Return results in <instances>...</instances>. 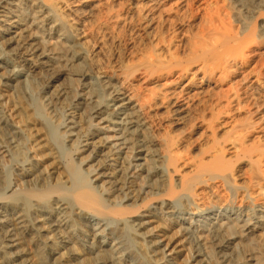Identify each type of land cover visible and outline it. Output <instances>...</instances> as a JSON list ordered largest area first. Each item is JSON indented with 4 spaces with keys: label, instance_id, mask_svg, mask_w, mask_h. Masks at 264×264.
I'll return each mask as SVG.
<instances>
[{
    "label": "bare ground",
    "instance_id": "bare-ground-1",
    "mask_svg": "<svg viewBox=\"0 0 264 264\" xmlns=\"http://www.w3.org/2000/svg\"><path fill=\"white\" fill-rule=\"evenodd\" d=\"M198 1L0 0V135L4 123L17 134L0 143V161L17 168L0 170V264H264V146L252 151L235 132L228 148L201 142L190 166L181 154L202 133L204 86L256 54V109L242 132L264 125V0ZM181 28L177 54L165 34ZM141 76L165 82L136 92ZM215 208L236 216L218 220ZM238 245L248 262L232 257Z\"/></svg>",
    "mask_w": 264,
    "mask_h": 264
},
{
    "label": "rangeland",
    "instance_id": "rangeland-1",
    "mask_svg": "<svg viewBox=\"0 0 264 264\" xmlns=\"http://www.w3.org/2000/svg\"><path fill=\"white\" fill-rule=\"evenodd\" d=\"M200 1H202V0H200ZM200 1H198V3L196 4V6L199 5ZM173 5H174L173 6L174 7V10H177L178 5H179V11L182 14L188 13V12H186V9H187V11H189L188 10L189 8L188 7L186 8V5L183 6V7L180 4H177V3H175ZM181 7L182 8H186V9H182ZM175 12L176 11H170V12L166 13L164 17H168L169 20H170V22H171L172 21L171 19H174V18L176 19L177 13H175ZM185 30L186 29H183V31H182V28H181V30H177L176 31L177 33L176 32L173 33L172 31H170V32H167L165 34V36H167V38H169L170 40H172L173 41V44H175V46H176L177 42L179 44V39L182 40L184 38ZM175 46L173 47V51H176L177 54L180 52L179 54H181L182 53V47H179L178 46V48H177V46L176 47ZM263 51H264V49H263ZM256 55L257 56H254L253 59L250 60V62L248 63V65L245 64L246 66L245 65H242L241 66V64L239 66H236V65H234L236 62L235 63L233 62L234 63L233 64V68L230 69L229 73L226 71V72H224L225 74L223 73V75H222V72L221 71H218L216 73V75H215V78H213L211 80V82L208 83V85L206 84L204 86L205 87V92L203 94L204 95L203 96L204 97L203 99L204 100L206 99L204 101V103H206V104H204V103L203 104L206 107H203V109L205 108L206 109V112L207 111L208 112L206 113V115L204 113L205 122L202 124L201 128L199 129V132H202V133L204 132V133L203 134L202 133L201 134L200 133L199 134L197 133L195 136H193L192 138H190L188 140V142L185 143L182 146V148H181V154L184 157L183 160L186 163L189 162L188 166H190V164L193 163L195 157L200 158V157L203 156L202 152L199 151V147H200V145L202 143H204L203 144L204 145V150L203 151H207L208 148H209V146H212V143H213V140H214L213 137H217V139L220 142H222V143L226 142L227 148H228V145H229L228 143H229L230 138H232L235 135V132H237L238 135H242V140L240 142L242 144L246 145L249 149L251 148L250 150L256 151V150H258V148L260 149V148H262L264 146V125L262 124V121H259L258 125H256V128H253V129H250V130H244L242 132V128H244V126L242 124V121H245V119H247L250 116V111H251V113H253V112H255V109H256L255 108V105H253L254 103L252 102V98L254 97L253 95L256 94L257 90L255 91V88H253L252 85H251L252 84L251 81H253L255 78L254 77L252 78L251 75H249V72L253 68H255L256 65H257L256 67H259L262 64V60H263L262 58L263 57L261 56L262 57L261 58L260 55H258V54H256ZM259 61H260V63H257ZM198 66L199 65H197L196 67H194L192 69V73L189 74V77H193V73L198 70ZM234 66L236 68L238 67V69L234 68ZM196 74H195V76H196ZM245 75H246V77H245ZM248 75H249V77H247ZM198 76L201 77L202 74L201 75H198L197 74L196 78ZM246 78H248V79H246ZM164 82H165L164 79H162L160 81H159V79H156L153 83L150 82L149 84L148 83L147 84L146 83L144 84V79L141 76V77H138L136 80H134L132 82V85H133V90H135V91L137 90L140 93L146 94V92L148 90H147V88L145 86H147L148 88L156 87L158 85V83H164ZM40 84H41V82L38 81L37 84L34 85L35 90H34V87H33L32 91H30V93L32 94V92L34 90L35 94H37V92H36L37 91V85H40ZM141 87H142V89H144V90L146 89V90L145 91L138 90V89H141ZM247 91L250 92V93H248ZM192 93H194V91H192L191 94ZM236 93L239 94V98H237L238 97V94H236ZM244 94H245V96H244ZM29 96L30 95H29V92H28L27 97H29ZM247 99H249V101L251 103ZM71 100H73V99H71ZM71 100H70V103L72 102ZM12 101L13 102L16 101L15 103H18V106L20 107L18 109V111L20 112L19 113L20 114V117H25L26 118V119L24 118L25 119V122H26V123L25 122L24 123L27 126H29L30 128H33V129H30L31 132H34V133L37 134L38 132H35V129H37V125L33 122V119L31 117L29 118L30 115H28L29 114V111H27L28 108L25 107L26 105H24L21 100H20L21 101V105H19L18 98L15 99V100H12ZM240 101L243 102V103H241ZM73 103H75V102H73ZM22 104H23V106H22ZM57 108H58V110H56L57 113H59V112L60 113L56 115V116H58V117H56V119L60 118L63 115L65 116V110H63V108L61 109V107H57ZM212 108H214L213 111H211ZM253 109H254V111L252 112ZM21 111H23V112H21ZM59 115H60V117H59ZM258 115L259 114L256 115L254 113L253 114V116H254L253 117V120H255L256 118H258L260 116V115L259 116ZM60 119H62V117ZM165 128H167V127L165 125H163L162 126V129H165ZM213 128L216 129L215 132H213V130H215ZM4 129H5V131H3ZM14 129L12 128L11 125H8V124H5V123L2 125V129H1L2 131H1V135H0V138L2 137L1 139L2 140L4 139V142L1 141V139H0V143L2 145L3 144L6 145V142H5L6 139H7L6 141H9V142L11 141L12 142V141L15 140V139L13 140V138L15 137V135H16V138H17L16 130H14ZM211 129H213L212 132H211ZM11 130H12V132H11ZM6 133H9V136ZM213 133H214V135H213ZM38 134H40V133H38ZM3 135L5 137L6 136L7 137L6 138H3L4 137ZM199 135H201L200 138H202V137L203 138L200 139L199 138ZM203 135H205V136H203ZM45 150L48 151L49 150V147L46 146L45 147ZM238 154H236L235 152H231L230 150H228V152L226 153L227 158L231 161L232 164L239 163L237 161L241 160V158L239 156H242V155L239 154V156H238ZM244 160H247V159L245 158ZM3 162H5V161H3ZM3 162L0 161V165H1L0 166V170H2L3 174H7V172H10V170H12L15 173H17V170H16L17 168L14 165V163H11V165H10L9 163L7 164V163H3ZM248 163L249 164H245V165L242 166V169H241V172H240V174L242 173L241 174V177L243 176L242 179L244 177H246V178H244L246 181L248 180V177H249L248 175L251 174V170H252L251 168L254 169V166H251L250 165V162H248ZM263 168H264V166H263ZM263 171H264V169H263ZM262 176L264 177V172H263V175ZM263 185H264V180H262V186ZM202 191H203V193H202ZM222 191L220 193V197L221 198H219L221 200H223L224 198H227L228 195H230V193L228 191H224V190H222ZM199 192H200V195L203 194V195H201L202 197H206V196L208 197L210 195V193H208L210 191L208 189H206V188L200 189ZM226 195H227V197H226ZM236 202H237V205L240 204V201H236ZM258 202L259 201H257V203ZM217 209L218 208H215V209L212 210V215L215 218H217L218 220H220L221 218L224 219L223 221H226L228 218H231V217L236 216V213H238L237 211H239L238 210V207H236L235 208V212L236 213L231 211V212H225L228 215H226L225 213H223L225 215H222L221 212L219 211V209L218 210ZM242 210H243L242 211V214H245V212L247 211L245 209V207H243ZM4 213L7 214V212H4ZM83 222L85 224H88V226L91 227V228H93V227L94 228H97L100 225L99 224L100 223L99 220L97 218L93 217V216H90V215L89 216H85L83 218ZM100 239L102 241H104L105 243H107V240L108 239L106 237L105 238L101 237ZM106 247H107V249H109V251L107 252V254L110 255V257H111V255H113L112 257H115V259H116V253L113 250L112 245L109 243V244L106 245ZM237 248L240 249L238 252H237V250H238ZM237 248H236L235 251H233L231 253L232 257H234V258H236V257L239 258L240 257V259H243L244 262H248L249 261L248 259L250 258V256L248 255L247 250L245 249V247L243 245H238ZM185 252L186 251H183L181 254H177L179 256V257L177 256V259H178L177 260V263H179L183 259L182 257L185 256ZM236 254H237V256H236Z\"/></svg>",
    "mask_w": 264,
    "mask_h": 264
}]
</instances>
